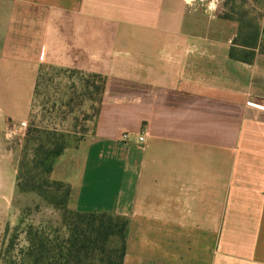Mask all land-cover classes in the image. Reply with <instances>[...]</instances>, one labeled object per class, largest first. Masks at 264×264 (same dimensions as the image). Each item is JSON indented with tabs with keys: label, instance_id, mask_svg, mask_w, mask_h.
<instances>
[{
	"label": "crops",
	"instance_id": "1",
	"mask_svg": "<svg viewBox=\"0 0 264 264\" xmlns=\"http://www.w3.org/2000/svg\"><path fill=\"white\" fill-rule=\"evenodd\" d=\"M222 10L209 14L206 0H0V156L38 77L103 75L91 131L50 177L70 186V210L127 219L123 264H264V112L246 105L264 102V52L230 58L236 26Z\"/></svg>",
	"mask_w": 264,
	"mask_h": 264
},
{
	"label": "trees",
	"instance_id": "2",
	"mask_svg": "<svg viewBox=\"0 0 264 264\" xmlns=\"http://www.w3.org/2000/svg\"><path fill=\"white\" fill-rule=\"evenodd\" d=\"M257 0H223L220 18L237 24V34L229 49V56L250 62L253 50L264 52V10L257 11ZM244 7H247L244 9ZM41 77H38V82ZM84 92L70 97L59 110L63 119L73 114L85 99L90 102V127L76 132L56 131L45 126L30 124L24 135V145H32L30 159L22 158L18 170L17 188L22 192H36L55 209L61 211L60 227L48 230L28 225L25 228L26 248L23 257L29 264H123L126 250L128 221L108 213L79 212L68 208L70 186L51 179L54 161L71 144L91 131L102 101L105 77L92 74L82 78ZM35 86V88H36ZM77 120V118L75 117ZM87 118L85 117V120ZM68 134H71L70 138ZM11 247V246H10ZM22 253V252H21Z\"/></svg>",
	"mask_w": 264,
	"mask_h": 264
},
{
	"label": "rangeland",
	"instance_id": "3",
	"mask_svg": "<svg viewBox=\"0 0 264 264\" xmlns=\"http://www.w3.org/2000/svg\"><path fill=\"white\" fill-rule=\"evenodd\" d=\"M261 8L262 5L257 2V11ZM234 24L237 34L238 27L236 23ZM261 40H264V35L261 36ZM55 75L41 77L34 89L28 118L21 120L26 122V129L20 131L21 134L11 141L4 138L6 128L1 133L0 193H3L0 197V264H29L23 257V250L26 248L24 231L28 225L48 230L62 228L60 210L55 209L36 192H22L17 188L19 164L25 155L26 159H30L32 155V145L26 147L23 142L31 123L40 124L48 129L55 128L60 132L69 131L73 120L76 132L91 125L88 120L91 118L90 102L85 99L81 100L80 106L74 109L73 114L64 119L58 115L70 97L84 92L81 81L85 77H74L73 74L69 75L70 77H60L61 73ZM19 122L13 121L7 127L16 126ZM70 136L71 134H68L69 138ZM76 138L78 136L70 138L71 144L76 142ZM67 166L65 161L55 165V176H64V171L68 170Z\"/></svg>",
	"mask_w": 264,
	"mask_h": 264
},
{
	"label": "built area",
	"instance_id": "4",
	"mask_svg": "<svg viewBox=\"0 0 264 264\" xmlns=\"http://www.w3.org/2000/svg\"><path fill=\"white\" fill-rule=\"evenodd\" d=\"M221 1L222 0H206V11L211 15L217 13L219 11ZM246 105L264 112V102L260 103V102H254V101L249 100L246 102ZM25 129H26V122L21 121L16 126L7 127L4 130V138L7 141L14 140L16 136L21 134L20 131H23ZM121 139L124 141H127L128 134L123 133L121 135ZM144 141H145V133H140L136 137V144L138 145L140 149H142Z\"/></svg>",
	"mask_w": 264,
	"mask_h": 264
}]
</instances>
